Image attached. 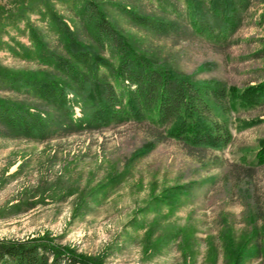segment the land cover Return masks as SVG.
<instances>
[{
	"label": "rangeland",
	"instance_id": "374dc122",
	"mask_svg": "<svg viewBox=\"0 0 264 264\" xmlns=\"http://www.w3.org/2000/svg\"><path fill=\"white\" fill-rule=\"evenodd\" d=\"M96 1L141 52L199 82L241 89L264 79V0H252L226 42L158 36L114 8L173 20L184 17L183 0L174 1L175 8L159 0ZM12 2L0 0V11L12 10ZM50 3L70 30L81 28L72 0ZM48 21L38 5L0 27V66L46 71L28 26L57 49ZM0 98L35 103L1 83ZM73 111L81 117L77 106ZM227 119L232 141L221 150L189 148L168 138L166 130L134 122L47 141L0 136V240L44 238L102 264H264V165L249 179L241 170L254 161L264 139V105L238 109ZM149 142L152 149L138 154ZM187 183L192 191L172 203L164 200ZM243 188L251 189L256 215L239 196Z\"/></svg>",
	"mask_w": 264,
	"mask_h": 264
},
{
	"label": "trees",
	"instance_id": "16d2710c",
	"mask_svg": "<svg viewBox=\"0 0 264 264\" xmlns=\"http://www.w3.org/2000/svg\"><path fill=\"white\" fill-rule=\"evenodd\" d=\"M51 1L13 0L12 10L0 11V27H4L41 5L60 43L57 49L48 47L28 26L37 62L45 66L46 71H14L0 66V83L4 89L35 102L28 104L0 98V136L47 141L134 122L166 130L168 138L189 148L221 150L232 141L227 116L238 109L264 105V79L241 89L228 88L216 80L199 82L192 75L182 74L171 65L141 52L109 20L102 3L72 0L81 28L70 30L51 8ZM56 1L66 3L70 0ZM159 1L176 7V0ZM183 2L184 17L178 15L173 20L118 4L114 8L133 26L158 36L226 42L241 27L252 4V0ZM75 106L80 109V118H74ZM256 123L257 120L243 125L251 127ZM153 146V142L142 144L138 154L147 153ZM263 165L264 139L260 141L254 161L241 169L244 179H249ZM192 188V183L173 188L171 191L176 195H166L164 200L175 202ZM239 196L248 211L256 215V210L251 208V189H241ZM237 256H243V249ZM0 264L102 262L40 238L26 242L0 240Z\"/></svg>",
	"mask_w": 264,
	"mask_h": 264
}]
</instances>
